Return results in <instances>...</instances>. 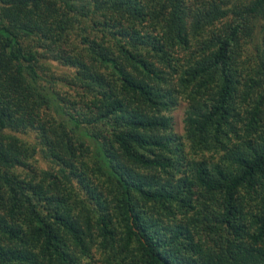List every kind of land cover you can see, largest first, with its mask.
<instances>
[{
	"label": "trees",
	"instance_id": "obj_1",
	"mask_svg": "<svg viewBox=\"0 0 264 264\" xmlns=\"http://www.w3.org/2000/svg\"><path fill=\"white\" fill-rule=\"evenodd\" d=\"M0 264H264V0H0Z\"/></svg>",
	"mask_w": 264,
	"mask_h": 264
},
{
	"label": "rangeland",
	"instance_id": "obj_2",
	"mask_svg": "<svg viewBox=\"0 0 264 264\" xmlns=\"http://www.w3.org/2000/svg\"><path fill=\"white\" fill-rule=\"evenodd\" d=\"M184 103L176 106L175 109L171 111V116L173 118L174 128L178 133L183 131V112H184Z\"/></svg>",
	"mask_w": 264,
	"mask_h": 264
}]
</instances>
